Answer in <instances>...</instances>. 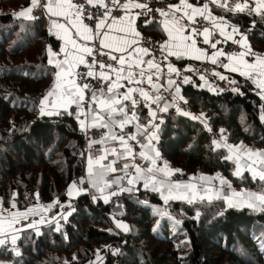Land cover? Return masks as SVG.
I'll use <instances>...</instances> for the list:
<instances>
[{
  "label": "trees",
  "instance_id": "trees-1",
  "mask_svg": "<svg viewBox=\"0 0 264 264\" xmlns=\"http://www.w3.org/2000/svg\"><path fill=\"white\" fill-rule=\"evenodd\" d=\"M227 4L222 8L211 3L210 11L248 29L253 50L264 55V14L231 10L235 5L229 0ZM31 7V0H0V209L53 206L47 215L50 222L23 230L18 250L2 246L0 259L6 264H96L103 256L100 264H264V207L240 208L225 198L199 195L165 202L151 182L133 192L105 195L104 187L101 196L95 190L68 196L71 183L85 171V130L67 111L41 115L43 100L55 88L57 67L49 63L54 49L47 20L18 15ZM9 14L12 23H3L2 17ZM137 27L143 37L164 36L157 22L140 19ZM170 61L176 73L187 63ZM229 76L234 90L226 93L200 88L197 76L187 80L182 88L186 109H168L157 125L154 149L160 156L155 167L166 164L173 179L213 178L221 185L223 180L264 194V180L248 171L235 174L226 147L240 144L264 152V96L252 79ZM135 99L137 121L148 125L147 101L139 95ZM125 105L130 115L131 102ZM144 173L149 178L156 172ZM69 202L74 208L60 227L54 219ZM117 206L123 210L126 237L112 218Z\"/></svg>",
  "mask_w": 264,
  "mask_h": 264
},
{
  "label": "built area",
  "instance_id": "built-area-1",
  "mask_svg": "<svg viewBox=\"0 0 264 264\" xmlns=\"http://www.w3.org/2000/svg\"><path fill=\"white\" fill-rule=\"evenodd\" d=\"M77 5H83V8L79 11V15L81 19L88 24L91 28L96 30L97 22L105 15H109L113 18L121 17L123 15V9L125 8V4L131 3H145L147 6V16L150 21H154L157 23H161L163 20L162 13L169 8V3L166 0H119V3H113V0H106L105 4L107 8L95 6L93 7L91 4L87 3V0H72ZM231 4L235 5L236 3H244L245 0H229ZM248 1V0H247ZM48 5V0H39L32 5L30 11V17L32 19H46V6ZM78 12V11H77ZM91 17V18H90ZM190 29L193 30L197 36V40L199 43V47L201 50L207 51L210 50L209 43H215L225 54H240L241 48L236 45L229 43L215 34L210 40L209 43L204 42L203 31L205 28H212L211 23L203 20L200 17L195 18V23L192 21L187 22ZM233 28L238 29V33L244 36H248L249 30L243 28L239 25H229L228 30L233 32ZM162 38H151L144 37L140 42V49H147L148 54L151 57V60L159 65V74L155 78V83L158 88H156V92L159 94L162 99L158 103H150L148 104L149 110L156 113L155 120L151 124L159 125L161 122L167 117V111L170 108H176L178 110H185L186 104L182 100V88L185 86L187 80L192 76L199 77L202 81H204L210 87H214L217 91L221 93L231 92L234 90L235 81L228 74H226L222 70V66L220 63H210L203 62L198 60H190L181 71L178 73L169 72V66L173 68L172 62L166 58L162 51ZM94 48L92 49V54L85 56V61L87 68L90 70V66H92V61L95 60L96 64L91 67V70L96 73V78H90L85 73L82 72H74V75L71 79H75L76 82L81 84L91 83L90 92L87 94L85 101L82 104V108L86 109V126L85 130V150H86V167L82 176L78 181H74L70 186L75 187L83 193H91V190L97 191V196H101L103 194L108 195L111 191H130L133 192L135 190H140L144 186L142 181L135 182L133 184H129V179L135 174V168L129 167L127 169L124 168L125 165H139L144 172H147V168L149 164L144 162V159L139 157V152L145 151L142 146H140V139L137 137L135 141L128 140V144L132 147L134 153L136 154L135 160L130 157L126 160L121 159L120 157L115 162L116 171H111L104 169L101 172L100 180L95 178H90L88 174V166L89 159L92 161L96 160L99 155L106 151L119 154L120 152L124 153V148L120 145L118 140H112L111 135H124V134H135L136 135V126L133 121L131 124L127 125L123 132L116 127L111 126L109 128H101V127H93V116L97 111H99V106L97 104L92 103L91 95L92 92H96L97 95H100V90L104 89L106 92L107 85L111 83V81H102L99 79V73L102 70L113 71L112 69H119L122 66L118 63V61H113L110 59V55L104 52L100 47V42L95 38ZM63 60L61 64L63 65ZM100 63H104L105 65H111L112 68L105 67L103 69L100 68ZM66 65H64L65 67ZM58 70L61 68H57ZM174 76V77H172ZM221 77H224L221 79ZM111 80L115 81L116 77L111 75ZM169 80L173 81L171 85H169ZM179 88V92L177 93L176 89ZM208 88V87H207ZM142 89V88H140ZM168 105L167 111H163L165 105ZM170 105V106H169ZM76 113V112H75ZM119 120L121 117L117 115L115 117ZM107 120V117H106ZM150 124V123H149ZM149 127H151L149 125ZM144 138V137H143ZM154 145H156V141H154ZM124 157V155H123ZM154 157V153H153ZM155 187L159 188V191L154 190L155 192L160 193L165 196L169 194L168 185H191L194 182H198V185H202V181L197 179L191 180L190 178L179 177L177 179H173L170 176H165L164 173L156 172L155 173ZM164 181V184L161 185L159 182ZM104 182H110L111 185L105 187ZM218 183V182H217ZM219 184V183H218ZM105 187V189H104ZM150 187L153 189V183H150ZM104 189L103 194L99 192V190ZM236 190H240V188L233 187L232 185L222 184L219 187L220 193L225 196L231 195V192ZM70 190V189H69ZM178 192H186L189 196L192 195L190 188H180V189H172L171 193ZM69 193V192H68ZM69 196V195H68ZM73 203L69 202L66 204L61 214L56 218L55 222L60 227L65 226L67 215L73 210ZM119 233L126 237L128 232L125 230H119ZM17 243V244H16ZM7 250L17 251L19 248L18 241L12 243V237L6 236V240L4 242ZM17 249V250H16Z\"/></svg>",
  "mask_w": 264,
  "mask_h": 264
},
{
  "label": "crops",
  "instance_id": "crops-1",
  "mask_svg": "<svg viewBox=\"0 0 264 264\" xmlns=\"http://www.w3.org/2000/svg\"><path fill=\"white\" fill-rule=\"evenodd\" d=\"M38 1L39 0H36V2H38ZM105 1L106 0H104V3H105ZM167 1L169 3V8L167 9V11L164 12V13H167V15H163V20L160 23V26L164 32V36L162 38V42H163L162 43V48H163L162 51H163L164 56L166 58H168L169 60L171 58H175L181 62H188L190 60H198V61L212 63V58L214 57L215 53L217 51H221V50L218 49L217 45L215 48H213L211 46V43H209L210 50L209 49L207 51L201 50L199 47V43H198L197 36H196L195 32L190 29V27L187 23L189 21V19L185 15V11L190 12L191 10L190 9H187V10L184 9L183 5L181 3V0H167ZM48 2H49V0H48ZM187 3L191 4L195 8H203V6L205 4H207L209 12L211 13V16L215 19L216 23L220 24L222 27H224L225 35H221L220 29L214 26L212 20L205 19L204 17H201V16H196L195 18L200 17L203 20L211 23L212 28H209L210 33H211L209 40L215 34H218L222 38V40H225L229 43L238 45L241 48V53H244L243 60L249 64L256 63L257 57L264 58V55L259 54L253 50L251 44L249 43L247 36L241 35L238 32H230L228 30V27L231 24L227 23L223 19L212 14V12L210 11V7H209L210 4L212 3V0H202V1L201 0H187ZM248 3L250 5V1ZM136 4L142 5V7H136L135 6ZM31 5H33V0H31ZM128 5H129L128 8L123 9V15L121 17L113 18L109 15L103 16L101 19L105 20V25L101 29L96 28V30L91 28L88 24H86L81 19L79 13L77 12V9H75V8L71 10L72 14L70 16L65 17V16L52 15L49 12L48 7L46 6L45 10H46V14H47L46 20L48 23V29H49L51 35L54 36L57 39L56 41L58 42L57 43L58 44V50L57 51L53 50V52L51 53L52 62L56 65L57 62L61 63L66 58L71 59L73 56H76V55L83 56L85 59L86 53L78 51L77 49L73 48L72 43L67 42V38L69 36L71 37L72 40L75 41V43L77 45H79L81 47L87 46L91 49H93L95 47L94 46L95 45L94 44L95 38L98 39L100 42L101 39H103L104 35H107L109 37H115L117 40L121 41V47H125L126 51L116 52V51H112L110 48H102L100 45L101 49L104 52L108 53L110 56L114 55V56L120 57L121 55H123V56H125L126 60L129 63H133V64L138 59L145 62V63L141 64V66H140L145 71L144 77H140L139 75L136 76L137 80H142L143 82L138 83V84L137 83H129L128 80L121 79L119 82L121 85H123V87H120L116 91L119 94H123L128 90V88H136V89L142 88L145 91H149V93L151 95L153 94L155 96H159V94L156 92V88L148 89V86H151V85H149L147 83V76L148 75H152L153 83H155V78L159 74V71H157L156 69H149L148 68V65L146 62L151 60V57L149 54L143 55V54H138L136 52L137 49H140V47H139L140 42H141L142 38H144L139 32L137 24H138L140 19H142L145 24L149 23V21H150L148 16H147V6L145 3H131ZM97 6H99V4H97ZM177 8H180V11H177L176 10ZM77 15H79L78 19H77ZM73 21H75V24L77 26H87L89 29H91L92 31L90 33H85V35H89L91 37V39L84 40L81 38L80 35H77L76 34L77 33V27L73 26V23H72ZM54 23L64 25L65 27L63 29L54 28L53 27ZM166 26H167L168 30L171 31V33H172L171 36H169V32L165 30ZM177 28L182 29V31L177 32L176 31ZM120 29H124V30L120 31ZM80 31L83 32V27H80ZM97 33H99V34L97 35ZM226 36H231V39H226ZM180 37H185L186 39L181 40ZM203 38H204V36H203ZM123 41H127V44L126 45L123 44L122 43ZM108 42L114 43V41H112L111 39ZM193 42L195 44L196 49H199L201 52L205 53V55L200 56L199 59L196 58L197 53L193 50ZM164 45H167L168 47H163ZM170 51L171 52H177L180 54L179 55H169ZM66 53H67V57H66ZM129 54H131V55H129ZM240 54H232V53L231 54H225L224 53L223 56L216 57V63H220V65L222 66V70L228 75L229 74H231V75L237 74V75L252 79V81L254 83H255V81H254L255 78L258 81H260L261 79H264V77H260L257 73L252 72L250 69H246L243 66V64L239 62L238 59L237 60L229 59V57H232V56L240 57ZM225 65H227V67H225ZM123 67H124L125 71L122 75L126 76L127 71L129 70L128 64L126 63ZM232 68H236L237 70L232 71ZM88 71H89V69L87 68L86 64H77L75 69H74V72L87 73ZM131 71H133L134 73H138L140 71V68L133 67L131 69ZM59 72H61V69H59V70L57 69V73H59ZM101 72H104L105 74L110 75V76L114 75L115 77L117 75L115 71L102 70ZM90 78H92V77H90ZM59 83L61 84V87L57 88L56 87L57 82H56L55 88L52 91L53 95H51V96L47 95L46 96L47 99L46 100L44 99L42 104H41V110L53 112V114H51L49 116H52V115H54V113H57V112L59 113L60 111H67L70 114H72L73 116H75L80 121V123H81V121H83L84 125L82 127L85 128L86 123H87V121H86V109H84V107L82 108V104L85 101L87 94L90 92L91 83L87 82V84H89L90 87L88 89L84 90L83 102H81L79 104L70 103V104H67L66 106H64V105H65V101L67 100V97L65 96L64 100L60 99V96L63 92L64 79L62 78V80ZM77 83L81 84L79 82H77ZM259 89L261 90V92H263L262 95L264 96V88L259 87ZM153 91L155 93H153ZM136 95H139L138 92L133 93L134 98L136 97ZM141 98L143 99V97H141ZM126 102H128V101H124L123 103L126 104ZM46 115H48V114H46ZM92 123H94V121H92ZM136 136L139 137V139H140V143H139L140 146H142V148H144V150H145V147H143V145H145V138H146L147 134H145L143 136L144 138H141L137 134H136ZM121 154H123V152H120L119 154H117V153L114 154V153H111L109 151L108 152H106V151L102 152L99 155V157L93 161L91 174L89 172V166H88L87 171H88V174L90 175V178H95V179L100 180V178L102 176L101 172L104 169L110 170L108 168V165H111L113 168H115V162L119 157L123 160H126V159L131 157V156H127V157L124 156L123 157V155H121ZM101 158H103V159H101ZM97 160H99V163H96ZM154 173L155 172L150 173V175L154 174ZM147 176H148L147 174L146 175L144 174V176L136 178L135 182H139L142 179L146 178V180L148 181L146 183H150L151 180L149 178L154 176V175L149 176V178ZM134 177H137V174ZM106 183H108V184H106ZM104 185H105V187H108L109 185H111V183L110 182H104ZM70 189L72 192L71 195L68 194L70 198H76V196H78V193L81 192L80 190H78V188L76 189L75 187H72V186L70 187ZM52 206L53 205L50 204V208ZM44 213L45 214L47 213L46 208L44 209V207L41 205H35V206L29 207L26 209H18L15 206L10 208L9 210L8 209H0V240H3L5 242L6 236H11L12 238L15 237L16 238L15 241L17 242L18 234L20 235V233L24 229H26L28 226H30V224H36L37 225L40 222H42V223L48 222V219H50V218L47 219L46 215ZM55 220L56 219H54V222H55ZM38 227H40V226H38ZM31 228H37V227L31 226ZM3 244H0V248L3 246ZM0 264H6V262L3 260H0Z\"/></svg>",
  "mask_w": 264,
  "mask_h": 264
},
{
  "label": "snow or ice",
  "instance_id": "snow-or-ice-1",
  "mask_svg": "<svg viewBox=\"0 0 264 264\" xmlns=\"http://www.w3.org/2000/svg\"><path fill=\"white\" fill-rule=\"evenodd\" d=\"M36 0H33V5H35ZM88 4H91L93 7L97 6V4H99L100 7H104L107 8V5L104 3V0H87ZM113 3H119V0H113ZM181 3L183 5L184 9H190L191 11H185V15L188 17V19L190 21H192L193 23H195V17L196 16H201L204 17L205 19H210L212 20L213 24L215 27L220 29V34L221 35H225V29L224 27H222L220 24H217L215 19L211 16V13L209 12L208 9V5L205 4L203 6V8H195L193 7L191 4L187 3V0H181ZM212 3L217 4L219 7L222 8H228V4H227V0H224V2H221V0H212ZM136 7H142V5L136 4ZM48 10L52 15L55 16H65L68 17L70 16L71 10L72 9H77L78 13L79 11L83 8V5H77L74 4L72 2V0H49L48 2ZM125 8H128L129 5L125 4L124 5ZM245 9H248L249 11H255L257 14H264V0H254V8L250 7L249 3L247 2V0H245L244 3H236L234 6V9L231 10H235V11H244ZM177 11H180V8L176 9ZM31 9L29 8L27 10V12H20L18 15L22 16V17H27L28 13H30ZM163 15H167V13H162ZM30 18V17H29ZM79 18V15H77V19ZM91 18V17H90ZM222 19V18H221ZM74 27H77V35H80L82 39L84 40H89L91 39V37L89 35H85V33H90L92 30L89 29L87 26H77L75 24V21L72 22ZM105 25V20L104 19H100L98 21V23L96 24V28L97 29H101L103 28ZM54 28H60L63 29L65 26L61 25V24H53ZM80 27H83V32L80 31ZM124 29H120V31H123ZM165 30L169 32V36L172 35L171 31L168 30L167 26L165 27ZM134 31V30H133ZM177 32L182 31V29L177 28L176 29ZM238 29L233 28V32H237ZM99 33H97L98 35ZM203 36H204V42L205 43H209V37L211 35L210 30L208 28H205L203 31ZM138 35V34H137ZM114 41V43H109V40ZM181 40L186 39L185 37H180ZM226 39H231V36H226ZM67 42L72 43L73 48L77 49L80 52L86 53L88 55L92 54V49L84 46L81 47L79 45H77L75 43L74 40L71 39V37L69 36L67 38ZM123 44H127V41H123ZM100 45L102 48H110L112 51H116V52H124L126 51L125 47H121V41L117 40L115 37H109L107 35H104L103 39H101L100 41ZM211 46L213 48L216 47L215 43H212ZM243 46V45H242ZM163 47H168L167 45H164ZM193 50L197 53L196 58L199 59L200 56L205 55V53L201 52L199 49L195 48V44L193 42ZM136 52L138 54H143V55H148V51L147 49H137ZM180 53L177 52H169V55H179ZM131 55V54H129ZM224 53L221 51H217L214 55V57L212 58V63H216V57L218 56H223ZM243 56L244 53L240 54V57H236V56H232L229 57V59L232 60H239L240 63L243 64V66L246 69H250L252 72L257 73L260 77H264V58L262 57H257L256 58V63L253 64H249L246 61L243 60ZM66 57H67V53H66ZM110 59H112L113 61H118V63L122 66L119 69H112L113 71L116 72V80L112 81L111 80V76L105 74L104 72H101L99 74V79H101L102 81H111V83H109L107 85L106 88V92L104 91V89L100 90V95H97L96 92H92L91 95V101L94 104H97L99 106V111H97L95 113V115L93 116V127H101V128H109L111 129V126H116L118 127L121 132H123V129L131 124L133 121L138 120V117L136 115L135 112V108L138 104L137 99H135L133 97V93L138 92L140 97H143L144 101H149L152 100L154 103H158L162 97L160 96H156L155 99L153 100V98L149 95V93L143 89H136V88H128V90L123 93V94H119L116 90L119 89L120 87H123V85L120 84V80L121 79H126L128 80L129 83H141L143 82L142 80H137L136 76L139 75L140 77H144L145 75V71L143 68H141V64L145 63L142 60H136L133 63H129L125 56L121 55L120 57L117 56H110ZM49 63H52V61L50 60ZM87 62L85 61L83 56L80 55H76L73 56L71 59L66 58L65 61L63 62V65L59 62H57L56 66L61 68V72L57 73V88L61 87V84L59 83L62 78L64 79V85H63V92L60 96L61 100H64V97H67V100L65 101V105L70 104V103H81L84 100V90L88 89L90 86L87 83L84 84H78L76 82L75 79H71V77L74 75V69L76 67L77 64H86ZM128 64V71H127V75L124 76L122 75L125 71L124 69V65ZM148 65L149 69H156L157 71H159V65L155 64L152 60H149L146 62ZM96 64V61L93 60L92 61V66H94ZM64 65H66V67H64ZM90 66V70L85 73L84 75L88 76V77H93L96 78V73L94 71L91 70ZM100 68L103 69L105 67L108 68H112L111 65H105L104 63H100ZM133 67L136 68H140V71L138 73H134L133 71H131V69ZM225 67H227V65H225ZM236 68H232V71H236ZM176 71L174 68H172L171 66H169V72H174ZM246 74V73H245ZM224 77H221V79H223ZM147 83L149 85H151L153 88H158V86L156 84L153 83V77L152 75H148L147 76ZM169 85H171L173 83V81L169 80ZM259 87L264 88V79H261L259 81L258 84ZM177 93L179 92V88L176 89ZM49 96L53 95V92H49L48 93ZM47 98H45L46 100ZM124 101H130L131 102V114L129 115V109H128V105H125L123 102ZM168 105L166 104L164 106V108L162 109L163 111H167ZM185 115H187V113H184ZM119 115L121 118L119 120H117L115 117ZM151 115L153 116V118H155L156 113L152 112ZM107 117V120H106ZM195 119V117H193ZM262 119H264V117H262ZM81 125H84V122L81 121ZM137 132L140 135H145L147 134L146 138L148 139V144L147 145H143V147L147 148L151 145V142L153 140H157L158 137L155 135V132L153 133H148L147 132V128H144L143 131H141L140 125L137 124ZM152 128H157L158 126L155 124H151ZM223 132V130H221ZM111 139L112 140H118L120 145L124 148V153L121 155L124 156H131L134 160L136 158V154L133 152L132 147L128 144V140H133L135 141L137 139V136L135 134H124V135H115L112 134L111 135ZM214 144H216L217 147H220V144L217 142H213ZM229 148V151H233V148L235 147V151L236 152H240L241 149L243 148V146H231L228 145L227 146ZM152 151L155 153V158L151 155H149L147 152L145 151H141L139 152V157L146 160V161H150L152 167H148L147 168V172L148 173H153V172H163L165 174V176H170L172 174L171 170H169L167 168V165L165 164L164 168H158L155 167L156 166V158H159L160 153L158 151H155V149L153 148ZM113 153L115 154V150H113ZM245 154L247 155V157L251 160V163L248 165L249 170L252 172L253 178H259L260 180H264V169L261 170H257V168L255 167V165H257V163H259L260 165H264V152H254L251 150H245ZM103 159V158H101ZM227 159H232V156L227 157ZM239 159V158H237ZM96 163H99V160L96 161ZM92 164L93 161L91 159H89V172L91 174L92 172ZM129 167H133L135 168V172L137 174V177H134L133 179H129L128 183L129 184H133L135 182V179L141 176H144V169H142L139 165L133 164V165H125L124 168L127 169ZM108 168L111 171H116L115 168H113L111 165H108ZM236 175H240V169L237 168V171L235 173ZM151 180V182L153 183V190L159 191V188L155 187V177L152 176L149 178ZM222 183H225V181H221ZM161 185L164 184V181H160L159 182ZM145 187H148V183H145L144 185ZM169 187V195L164 196V200L165 202H167L168 199L170 198H182L181 196H172L171 191L172 189H180V188H192V185H180V184H175V185H168ZM69 195L72 194L71 189L69 190ZM113 195H115L116 193H112ZM240 193H233V196H240ZM250 197H254L255 200L259 201L261 204H264V194H248ZM191 202V201H190ZM229 205H232V201L229 200L228 201ZM15 206V205H13ZM119 227H123L125 228V230H127L125 225H118ZM15 237L12 238V243H15ZM4 241L0 240V244H3Z\"/></svg>",
  "mask_w": 264,
  "mask_h": 264
},
{
  "label": "rangeland",
  "instance_id": "rangeland-1",
  "mask_svg": "<svg viewBox=\"0 0 264 264\" xmlns=\"http://www.w3.org/2000/svg\"><path fill=\"white\" fill-rule=\"evenodd\" d=\"M254 2V0H252ZM253 7H254V3H253ZM167 11V10H166ZM25 12V11H24ZM165 12V11H164ZM163 12V13H164ZM163 16V14H162ZM29 17V13H28V16ZM147 20V19H146ZM47 23V22H46ZM48 25V23H47ZM52 39L54 42L58 43L56 40V38L54 36H52ZM254 79V78H253ZM255 81V84L258 86L259 84V81L255 78L254 79ZM210 88V90L212 91H217L214 87H210L209 85H207L204 81H201L200 83V88ZM259 87V86H258ZM149 93V91H147ZM263 94V92H261ZM149 95L153 98V100L155 99V95H151L149 93ZM150 103H153L152 100H149L147 101V104H150ZM170 106V105H169ZM58 113V112H57ZM57 113H54V115H56ZM152 111L149 110V116H150V119H151V122L150 124H143L141 122H138L137 120L134 122V125L136 126L137 124L140 125V128H141V131H143L144 128H147V132L148 133H153L155 132V135H156V128H153V129H150L149 125L151 126V123L155 120V118H153V116L151 115ZM187 113V115L191 116L190 113L188 112H185ZM48 114V115H46ZM53 114V112H48V111H43L41 110V115L43 116H49ZM53 116V115H52ZM136 134L139 135L141 138H143L144 135H140L138 132H137V127H136ZM154 141L156 140H153L151 142V145L147 148H145V152H147L149 155L153 156V151L152 149L154 148ZM149 142H148V139L145 138V145H147ZM228 146V144H227ZM226 146V147H227ZM231 146H241L240 144L239 145H231ZM243 146V145H242ZM144 149V148H143ZM228 151H229V148L227 147ZM245 150H251L250 148H247L246 146H243V148L241 149L240 152H236L235 151V147L233 148V151H229V156H232V160L235 165H236V171H237V168L240 169V173H243L244 171H248L251 173L252 175V172L249 170L248 168V165L251 163V160L247 157V155L245 154ZM252 151V150H251ZM254 152H263V151H259V150H255ZM239 158V159H237ZM145 163L151 165V162L150 161H146L144 160ZM255 167L257 168V170H261V169H264V165H260L259 163H257V165H255ZM114 172V171H113ZM258 178V177H257ZM197 180L199 181H202V185H198V182H194L192 183L191 185L193 186L192 188H190L191 192H192V195L190 197L186 196L185 194L188 195V193L186 192H178V193H173L172 196H181L182 198H179V199H176V198H170L171 200H175V201H178V200H187V198L189 199H195L198 195L199 196H203L204 198H208V199H212V197H221V198H225L227 201L231 200L233 203V205L235 207H244V206H251V207H255L257 209H261L264 207V204H261L259 201L255 200L254 197H250L248 194L251 193V192H248V191H243V190H236L234 189V191L231 192V195H228V196H225L223 195L222 193H220L219 191V187L221 186V184H218L213 178L209 179V178H198ZM224 185L227 184V185H232L230 182H225L223 183ZM233 186V185H232ZM234 187V186H233ZM240 193L241 195L240 196H233V193ZM81 195V194H84L83 192H79L78 195ZM251 194H256V195H259L258 193H251ZM164 197V196H163ZM38 205H41V204H38ZM42 206V205H41ZM46 208V218H47V215H48V211H49V208H50V205L44 207V209ZM9 210V209H8ZM122 213H123V210L121 207L117 206L114 211L112 212V218L114 219L116 225H125L123 224L121 221H122ZM48 219V218H47ZM48 222H50V219H48ZM44 223V222H43ZM42 222H40L39 224H30V226H28L26 229H31V226H36L38 228V226H42L43 225ZM57 223V221H56ZM36 228V229H37ZM121 230H124L123 227H119ZM24 229V230H26ZM21 234V233H20ZM19 237L20 235L18 234L17 238L19 241ZM17 244V243H16ZM3 246H5V244H3ZM17 250V249H16ZM0 260H3V259H0ZM103 260V256L101 257H98L97 260H96V264H100ZM5 262H7V260H3Z\"/></svg>",
  "mask_w": 264,
  "mask_h": 264
},
{
  "label": "water",
  "instance_id": "water-1",
  "mask_svg": "<svg viewBox=\"0 0 264 264\" xmlns=\"http://www.w3.org/2000/svg\"><path fill=\"white\" fill-rule=\"evenodd\" d=\"M12 21H13V16L11 14L2 17V22L5 24H10V23H12ZM51 46L54 49V51L58 50V44L56 42H54L53 39H52ZM146 113H147V110L144 111V115Z\"/></svg>",
  "mask_w": 264,
  "mask_h": 264
}]
</instances>
